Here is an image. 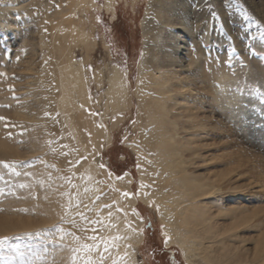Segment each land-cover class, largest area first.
Listing matches in <instances>:
<instances>
[{
    "label": "rangeland",
    "instance_id": "rangeland-1",
    "mask_svg": "<svg viewBox=\"0 0 264 264\" xmlns=\"http://www.w3.org/2000/svg\"><path fill=\"white\" fill-rule=\"evenodd\" d=\"M87 1L72 12L73 0H0V161L22 162L7 169L0 166V189H5V194L0 195V237H8L0 239V264H70L71 247L52 243L59 241L57 225L75 232L82 243H92L86 237L94 234L107 237L102 236L101 225L93 233V225L85 224L79 216L74 217L76 227L61 219L69 203L62 193L71 192L75 197L87 189L85 183L79 185L82 179L78 170H71L87 154L89 161L82 170L88 171L89 163H95L93 175L101 188L92 200L99 197L101 201L93 208L92 200L86 203L79 197L80 207L74 206L70 212H84L88 220L98 219L97 210L120 212L116 198L128 199L122 195L128 192L136 198L133 209L143 221V241L137 245L123 241L122 247L106 254L103 264H112L114 258L125 253L128 264H132V253L136 264H185L180 247L165 246L164 221L160 217L164 210L153 199L143 204L136 194L146 191L150 183L139 178L140 169L146 178L151 173L147 162L139 163L136 152L144 110L134 92L143 54L140 21L150 0H111L114 12L106 9V0ZM184 1H189L188 9L197 12L190 21L198 29L196 45L208 68L191 76L193 102L187 104L189 109L179 108L195 116L197 126L192 130L198 133L188 142L192 148L180 155L185 160L184 170L198 176L199 183H207L206 179L209 184L216 179L217 195L201 198L208 205V212L215 215L212 225L227 244L231 242L227 232L231 222L223 215L236 214L235 232L241 235L236 245L247 249L243 259L253 264L255 244L264 243V0ZM76 23L86 30L87 38L72 31ZM89 38L90 44L85 45L82 41ZM189 45L195 49V44ZM227 60H231V65L226 66ZM69 62L74 71H81L89 97L80 112H73V120L81 128L101 132L97 145L84 143L87 151L77 152L74 159L63 146L70 132L63 131L52 98L60 92L61 65ZM115 68L127 80L129 98L112 110L106 104V89ZM223 92L235 93L236 101L225 106L222 99L215 100V94ZM170 109L172 121L187 124L182 118L177 120L179 109ZM199 122L204 123L203 130ZM32 125L37 129H32ZM184 131L179 129L178 136ZM22 136L24 141L20 142ZM107 136L111 138L109 142ZM126 173L133 177L130 189L117 192L111 184ZM163 174L169 175L165 187L179 190L177 178L181 172L168 166ZM20 184L27 187L21 188ZM9 190L15 195L7 194ZM72 203L75 205V199ZM47 205L53 210L50 219L43 211ZM229 207L231 210H226ZM68 219H73V215ZM62 243L72 245V237L66 236ZM92 255L99 259L98 252ZM195 262L200 263L197 258Z\"/></svg>",
    "mask_w": 264,
    "mask_h": 264
},
{
    "label": "bare ground",
    "instance_id": "bare-ground-1",
    "mask_svg": "<svg viewBox=\"0 0 264 264\" xmlns=\"http://www.w3.org/2000/svg\"><path fill=\"white\" fill-rule=\"evenodd\" d=\"M84 1L88 4L87 0H73L70 11H75L76 8L82 6ZM105 3L106 9L114 12L111 0H106ZM187 4L184 0H150L140 21L143 34V54L139 63V76L134 92L139 107L144 110V115L143 119L141 118L143 126H141L142 134H140L137 146L138 151L132 143L129 146L135 148L139 154L140 164L143 165L147 162V168L151 170V173L146 178L140 169L139 178L150 183L146 186V191H141L138 194V199L143 204H148L150 199H153L159 204L161 210H164L160 217L164 221L163 235L168 237L165 246L169 247L175 244L180 247L185 264H196V258L199 259V264H249L247 259H243V254L247 249L243 250V247L236 245L237 240L241 238V235L235 232L234 219L236 214L223 215V219L231 222L227 231L229 233L228 240L231 242L226 244L218 236V230H215L212 225L215 215L208 212V205L201 199L210 195H217L219 188L216 179L210 178L209 184H207L206 179L205 182L207 183H199L198 176L184 170L185 160L180 155L184 150L192 148L188 142L198 136V133L192 130L197 126L195 116L179 108L189 109L193 102V92L195 91L190 83H193L191 81L194 79L192 78L194 72L208 68L207 65L205 66L204 59L201 60L203 53L200 47L198 44L196 45L198 42L195 33H199L198 29L194 22L190 21L191 15L197 12L188 9ZM252 4L254 5V3ZM256 5L253 7L257 8L258 5ZM257 11L259 12L260 9ZM72 28L74 33L87 38L86 30L81 24L76 23ZM82 42L87 45L90 44L91 40L89 38V40ZM192 43L195 44V49L189 45ZM205 61L207 60L205 59ZM208 63L210 62L207 61ZM209 68L211 69V66ZM60 71V92L55 96L53 95L52 98L59 113V119L63 123V131L70 132V137L65 140L63 146H67V154L74 159L77 152L84 153L87 151V148H84V143H88L91 147L96 146L97 138L101 136V132L95 128H81L73 120V112H80L81 107L88 103L87 99L89 98L86 95L85 81L81 71H74L70 62L61 65ZM216 77L220 78L218 73ZM128 90L127 80L121 70L119 68L113 69L107 79L106 96L108 101L106 104H110L112 110L123 105L124 100L129 98ZM218 95V93L215 94V100L222 99L225 106H230L236 101L234 99L235 93L226 94L223 92L219 98ZM170 108L179 109L177 120L182 118L187 124L177 125L176 120L172 121L169 118ZM147 124L149 127L145 128ZM198 125L201 130L204 129L203 122H199ZM31 127L35 129L36 125ZM179 129L185 130L181 136H178ZM24 137H21L20 142L24 141ZM106 139L107 142L111 140L109 136ZM152 159L154 163H152ZM87 161H89V154L85 160L75 163L71 167V170H78L80 173L82 183L80 182L79 185L85 183L87 186L88 191L79 195L82 201L86 203L91 201L93 195L101 188L96 176L93 175L96 170L95 163L90 162L89 170L83 172L82 167L87 164ZM168 166H173L174 169L181 172L180 177L177 178L180 182L179 190L165 187L166 178L169 175L163 174V171ZM152 168L154 169L153 174ZM132 181L131 174L126 173L122 178L114 179V183L111 185L117 192L121 189L129 190ZM90 187L91 189H89ZM90 190L91 192H89ZM100 201L101 199H95L94 202L92 200L93 208H97ZM135 202L136 198L133 195L128 199L116 198V204L122 212H111L110 223L115 227L107 226L109 212L104 209L99 213L98 219L103 218L105 221L101 225L102 236L120 235L125 237V239L117 242L120 247L123 246L125 240H128L132 245H137L143 241L144 234L141 229L143 221L139 219L138 213L133 209ZM226 210L231 209L229 207ZM43 211L49 219L53 217V210L49 205L44 206ZM217 215H221L220 210ZM126 221L130 222L131 227L125 226ZM252 256L253 264H264V243L255 244ZM130 260L132 264H136L134 253L130 255Z\"/></svg>",
    "mask_w": 264,
    "mask_h": 264
},
{
    "label": "snow or ice",
    "instance_id": "snow-or-ice-1",
    "mask_svg": "<svg viewBox=\"0 0 264 264\" xmlns=\"http://www.w3.org/2000/svg\"><path fill=\"white\" fill-rule=\"evenodd\" d=\"M213 16H216V13L213 12L212 13ZM262 40H264V37H262ZM202 47H204V45H201ZM233 52H235V49H232ZM226 66L227 65H231V60H227L225 61ZM47 115V113H46ZM0 119H3V117H0ZM11 135V134H9ZM49 143H51V141H49ZM22 163L21 161H15L12 163L6 162V161H0V166H3L4 168H11L14 164H20ZM42 163H46L43 162ZM77 163H79V161H77ZM49 167H54V165H49ZM101 167H104V165H101ZM137 167H139V165H137ZM18 174V173H17ZM25 175L30 176L31 173H25ZM51 178V177H49ZM122 178V177H117ZM63 179V178H62ZM69 182L71 178H68ZM41 184H43V181H41ZM19 187L24 188L27 187L26 184H20ZM85 191H88V189H85ZM5 194V189H0V195H4ZM7 194L10 195H15V193L11 190H9L7 192ZM137 195L139 193H136ZM62 195H65L68 197L69 203L67 205V208L65 209V216L62 217V221L65 223H70L73 225V227H76V219L74 218L75 216H79L80 219L85 222V224H91L93 225V227L91 228V231L93 233H97L98 232V228L96 226L99 225H103L105 223L103 218H99V219H94V220H88L87 215L84 212H77L75 214H72L70 212V209L72 207H77L79 208L81 205V201L79 200V194H77L75 197L73 196V194L71 192L68 193H62ZM122 195L126 196V197H131L133 194L132 193H128V192H124L122 193ZM99 197H97L98 199ZM73 199H75V205H73L72 201ZM85 207H87L85 205ZM102 208H107V207H111V205H102ZM119 211V209H118ZM69 215H73V219H68ZM97 215L99 216V210H97ZM112 216V213L109 212L108 217H109V222L107 224L108 227H115V225H112L110 223V218ZM126 227H131L130 222L126 221L125 224ZM55 230L57 232L60 233V237H59V241H52L53 244H56L58 247H71V252H72V256L70 259V264H103L104 259L106 258V254H110L113 248H117L118 245V241L125 239V237H122L120 235H114V236H110V237H101L99 235H91V236H87L86 239L88 241H92V243H82L81 242V237L77 236L75 232H71L68 231L67 229H64L63 227H60L59 225L55 226ZM82 231H85L87 229H81ZM133 231H135V229H133ZM66 236H71L72 237V245H65L62 243V241L64 240V238ZM0 239L2 240H7L8 237H0ZM168 241V237L165 235L164 237V242L165 244ZM127 247V245H126ZM94 252H98L99 255V259H96L93 257L92 253ZM127 253H125L123 256L114 258L112 260V264H128V261L126 259ZM27 264H34L33 261H28Z\"/></svg>",
    "mask_w": 264,
    "mask_h": 264
}]
</instances>
